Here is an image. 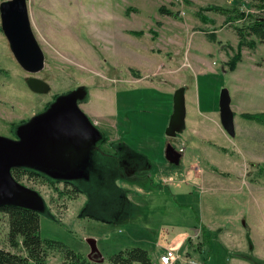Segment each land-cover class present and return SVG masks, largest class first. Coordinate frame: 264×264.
I'll use <instances>...</instances> for the list:
<instances>
[{
  "label": "rangeland",
  "instance_id": "rangeland-1",
  "mask_svg": "<svg viewBox=\"0 0 264 264\" xmlns=\"http://www.w3.org/2000/svg\"><path fill=\"white\" fill-rule=\"evenodd\" d=\"M210 5L264 16L250 0H28L45 54L36 73L15 58L0 14V135L17 140L20 125L82 87L80 108L115 144L98 141L69 169L31 166L41 177L21 175L43 199V238L89 259L96 246L98 264L131 247L158 261L173 251L177 264H264V123L244 116L264 115V43L243 47L231 68L239 38L226 16L203 9ZM30 77L50 91L34 92ZM223 89L234 136L220 124ZM177 90L187 128L169 137ZM200 108L208 112L204 143L188 131ZM169 142L184 151L179 164L166 158ZM198 217L212 233L205 246ZM8 231L3 214L0 247L19 251ZM46 264H64L62 251H50Z\"/></svg>",
  "mask_w": 264,
  "mask_h": 264
},
{
  "label": "water",
  "instance_id": "water-1",
  "mask_svg": "<svg viewBox=\"0 0 264 264\" xmlns=\"http://www.w3.org/2000/svg\"><path fill=\"white\" fill-rule=\"evenodd\" d=\"M0 14L2 29L17 61L30 73L42 70L45 54L31 26L28 0L4 1L0 4ZM27 83L34 92L50 91L49 84L39 78L30 77ZM85 97L86 90L82 87L60 95L45 111L20 125L17 140L0 135V204L40 211L44 207L40 193L17 181L11 169L31 166L69 169L100 140L98 128L79 106ZM219 108L223 128L234 136L235 115L227 89L221 91ZM185 120L184 93L177 90L167 135L175 137L185 127ZM165 154L169 162L180 163L182 153L172 143L167 144ZM94 252L91 260L97 262L100 251L96 246Z\"/></svg>",
  "mask_w": 264,
  "mask_h": 264
},
{
  "label": "trees",
  "instance_id": "trees-1",
  "mask_svg": "<svg viewBox=\"0 0 264 264\" xmlns=\"http://www.w3.org/2000/svg\"><path fill=\"white\" fill-rule=\"evenodd\" d=\"M250 1L255 4V7L264 8V0ZM203 9L226 16L227 23L235 30L239 38L237 53L230 62L231 68H234L237 61L241 59L243 47L255 49L259 43H264V16H255L238 8H228L221 5H210ZM160 11L163 14H171V11L165 7H161ZM138 33L141 35L142 31ZM86 97L79 101V103L86 101ZM244 116L264 123V115L245 113ZM108 141L109 138L106 135H101L100 143L104 144ZM112 145L115 144L112 143ZM11 174L17 181H20L21 175L25 174H28L30 177H41L39 172L28 169V167H14L11 169ZM67 184L69 185V183ZM69 191L71 192L70 198H76L80 193V190L75 186L71 189L68 188ZM3 214L8 216L9 244L19 251H11L0 247V264H46L47 257L52 250L62 251L64 254V264H98L82 253L64 248L58 241L43 238L40 233L41 216L39 211L15 204H0V219ZM198 219V225L195 226V230L199 228L203 237L199 246H205L210 242L212 233L201 222L200 217ZM191 239H189V242H191ZM207 261L206 257L204 263L207 264ZM108 264L157 263L153 260L147 249L131 247L120 250L110 256Z\"/></svg>",
  "mask_w": 264,
  "mask_h": 264
},
{
  "label": "crops",
  "instance_id": "crops-1",
  "mask_svg": "<svg viewBox=\"0 0 264 264\" xmlns=\"http://www.w3.org/2000/svg\"><path fill=\"white\" fill-rule=\"evenodd\" d=\"M208 112H206V111H204V110H202L201 108L200 109H198V114H199V117L198 118H200V119H198L197 121H193V120H190V129L188 130L189 132H190V138H191V134L192 133H194V137L193 138H191V139H194V138H196V137H198L199 139H200V141L199 142H203L204 143V140H206L207 138H206V135H204V132L206 131V130H208L207 128H208V126L206 125V123H205V119L207 118V116H208V114H207ZM214 119H213V121H215L217 124H218V120H217V118L216 117H213ZM203 120V121H202ZM220 124L222 125V123H221V120H220ZM223 127V126H222ZM185 128H187V117H186V120H185V127L183 128L184 130H185ZM224 129V128H223ZM225 130V129H224ZM225 132H226V130H225ZM227 133V132H226ZM110 144H112V143H114V140H110L109 139V141H108ZM209 142H211V141H209ZM201 144V143H200ZM122 149L124 148V146H122L121 147ZM176 148V147H175ZM122 149H121V151H122ZM177 150H179V151H181V153H182V157H183V155H184V151L183 150H181V149H179V148H176ZM182 157H181V159H182ZM157 264H158V259H156V260H154ZM209 262L207 261V264H208Z\"/></svg>",
  "mask_w": 264,
  "mask_h": 264
},
{
  "label": "built area",
  "instance_id": "built-area-1",
  "mask_svg": "<svg viewBox=\"0 0 264 264\" xmlns=\"http://www.w3.org/2000/svg\"><path fill=\"white\" fill-rule=\"evenodd\" d=\"M180 258L178 253L173 251H167L166 253L161 254L158 264H177V260ZM191 264H198L197 260H190ZM200 264V263H199Z\"/></svg>",
  "mask_w": 264,
  "mask_h": 264
},
{
  "label": "flooded vegetation",
  "instance_id": "flooded-vegetation-1",
  "mask_svg": "<svg viewBox=\"0 0 264 264\" xmlns=\"http://www.w3.org/2000/svg\"><path fill=\"white\" fill-rule=\"evenodd\" d=\"M105 144V143H104ZM16 168V167H15ZM28 169H31L30 167H28ZM33 170V169H32Z\"/></svg>",
  "mask_w": 264,
  "mask_h": 264
}]
</instances>
